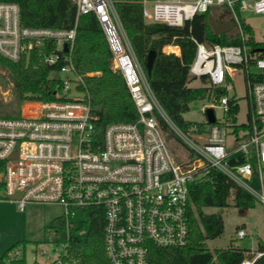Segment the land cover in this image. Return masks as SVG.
<instances>
[{"label":"built area","instance_id":"1","mask_svg":"<svg viewBox=\"0 0 264 264\" xmlns=\"http://www.w3.org/2000/svg\"><path fill=\"white\" fill-rule=\"evenodd\" d=\"M71 1L77 16L93 14L97 19L112 54L111 68L122 74L138 117L131 123L107 124L99 138L89 96L81 89L83 80L71 60L75 29L22 27L17 4L0 2V56L17 62L54 43L55 50L43 54L40 64L59 66L54 74L59 82L54 99L24 101L17 115L0 116V186L6 200L20 212L27 205L62 208L65 228L64 241H53L51 253L35 251L29 261L25 246H11L0 250V264H77L69 238L87 210L96 220L102 218L107 264H148L151 246L187 245L192 208L188 184L210 168L245 189L264 216V81L254 80L255 75L264 76V49L258 46L250 52L251 36L243 19L248 12L264 15V0H141L146 23L181 27L210 10L211 15L233 23L229 32L240 40L236 45L195 41L196 54L188 73L207 88L209 98L201 108L204 121L191 122L185 130L170 120L152 93L113 2ZM254 40L264 42V37ZM238 75L247 104L242 125L236 123L238 112L230 113L238 107L231 95ZM219 90L222 93L217 94ZM208 108L213 110L214 123L206 118ZM216 109L221 112L219 118ZM170 137L185 147L186 159L178 160L170 152ZM237 153L254 158L255 166L249 162L230 166L228 158ZM253 172L258 175V188L249 184ZM235 235L238 240L247 237L243 228ZM243 255L239 264H264V242L262 248L245 250ZM211 264H217L215 256Z\"/></svg>","mask_w":264,"mask_h":264},{"label":"trees","instance_id":"2","mask_svg":"<svg viewBox=\"0 0 264 264\" xmlns=\"http://www.w3.org/2000/svg\"><path fill=\"white\" fill-rule=\"evenodd\" d=\"M111 1L130 46L145 70L147 55L150 51L155 52L149 72L146 70L147 83L170 120L185 130L192 124L183 119L190 104L209 98L207 88L190 85L193 78L189 76L188 67L195 58V41L208 45H236L240 40L232 32L214 35L207 22L211 15L210 10L204 14H196L181 27H175L163 23H146L142 16L141 0ZM0 2L17 4L22 27L75 29L71 60L75 73L83 80L84 88L81 89H85L89 96L91 112L96 117L94 129L99 138L107 124L131 123L137 119L138 115L122 74L111 68L112 54L93 14L77 16L76 5L71 0ZM213 17L215 22L223 21L219 16ZM245 31L251 36L247 41L251 53L258 46L264 49V42L255 41L249 27H245ZM167 45L177 46L179 56L164 53L163 48ZM54 48V43H46L33 50L28 58L23 56L17 62L0 56V66L10 75L17 104L54 99V92L59 88L54 74L59 66L40 64L43 54L52 53ZM255 76V81H264V76ZM219 93L222 91L219 90L217 94ZM237 112V106L231 108V114ZM17 114L18 112L8 116ZM245 162L255 166L254 158H246L239 153L228 158L230 166ZM249 184L254 188L259 187L256 172L252 173ZM188 193L192 208L188 213L187 245L182 248L151 246L148 264H211L214 256L217 264H239L245 249L225 248L210 251L207 248L206 240L219 237L224 226L220 215L206 214L203 210L226 207L228 199H232L236 207L246 210L254 206V198L216 168H210L190 182ZM64 232L63 226V235ZM59 241H64V237ZM69 244L77 264H107L103 249V221L102 218H93L91 210L86 211L71 231ZM258 248H262V243Z\"/></svg>","mask_w":264,"mask_h":264},{"label":"rangeland","instance_id":"3","mask_svg":"<svg viewBox=\"0 0 264 264\" xmlns=\"http://www.w3.org/2000/svg\"><path fill=\"white\" fill-rule=\"evenodd\" d=\"M243 19L252 30L256 40L264 37V15L245 13ZM224 21H218L221 23ZM168 52L167 50H165ZM172 53V52H169ZM253 72L254 69H251ZM61 78L72 77L70 74H60ZM8 71L0 66V116L14 115L19 112L22 104H17ZM193 87L200 86L198 80L190 83ZM232 94L238 100L237 125L246 121L247 104L244 98V87L240 75L236 76L231 84ZM74 94L73 89L70 90ZM205 101H194L189 106V111L183 115L187 122L202 123L205 115L201 112ZM216 116L221 115L220 110H215ZM233 142L232 136L228 137V144ZM168 149L175 155L176 159H186L188 153L185 147L175 138L167 139ZM0 175V180H1ZM206 214H218L223 220V233L213 239L206 240V246L210 251L239 248L245 250H256L258 245L264 242V216L261 206L254 202L252 208L241 210L236 206L227 205L223 208H205ZM64 216L63 210L57 206L27 205L24 212L17 210L16 206L6 200L3 189H0V250L4 251L11 246H25L28 260L35 251L41 253L43 250L51 253L53 241L63 237ZM243 228L247 234L243 240L236 238L235 232ZM38 262L41 256L37 255Z\"/></svg>","mask_w":264,"mask_h":264},{"label":"water","instance_id":"4","mask_svg":"<svg viewBox=\"0 0 264 264\" xmlns=\"http://www.w3.org/2000/svg\"><path fill=\"white\" fill-rule=\"evenodd\" d=\"M207 22H208L213 34L216 36L228 33L234 27L233 23H231V22H222V23L215 22L213 15L208 16ZM64 48L66 49V46H64ZM154 56H155L154 51H150L149 54L147 55V61H146L147 72H149V70L151 68V64H152V61L154 59ZM206 118H207L209 123H214L215 118H214V114H213L212 109L208 108L206 110ZM263 185H264V172H263ZM13 198L16 199V198H18V196H14ZM227 204L231 205V206H235L234 201L227 202Z\"/></svg>","mask_w":264,"mask_h":264},{"label":"bare ground","instance_id":"5","mask_svg":"<svg viewBox=\"0 0 264 264\" xmlns=\"http://www.w3.org/2000/svg\"><path fill=\"white\" fill-rule=\"evenodd\" d=\"M165 50H167L168 52L178 53L177 47L166 46Z\"/></svg>","mask_w":264,"mask_h":264},{"label":"crops","instance_id":"6","mask_svg":"<svg viewBox=\"0 0 264 264\" xmlns=\"http://www.w3.org/2000/svg\"><path fill=\"white\" fill-rule=\"evenodd\" d=\"M167 46H171V47H177V46H173V45H167ZM166 47V46H165ZM165 47L163 48V52L164 53H169V52H166L165 51ZM178 48V47H177ZM173 53V52H172ZM174 54H176L177 56H179V48H178V53H174ZM9 202V201H8ZM9 203H11V202H9ZM11 204H13V203H11ZM14 205V204H13Z\"/></svg>","mask_w":264,"mask_h":264}]
</instances>
